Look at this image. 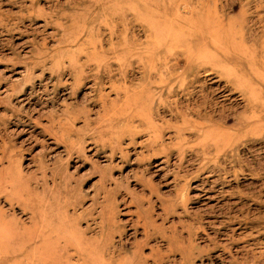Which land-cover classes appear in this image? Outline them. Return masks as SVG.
Here are the masks:
<instances>
[{"label": "rangeland", "instance_id": "rangeland-1", "mask_svg": "<svg viewBox=\"0 0 264 264\" xmlns=\"http://www.w3.org/2000/svg\"><path fill=\"white\" fill-rule=\"evenodd\" d=\"M159 1L153 52L129 1L0 0L4 264L35 263L31 206L54 234L107 239L122 262L141 244L144 264H264V0ZM191 29L214 33L222 52L184 61L175 73L193 83L163 95L160 79L177 77H161L157 53L172 30Z\"/></svg>", "mask_w": 264, "mask_h": 264}, {"label": "bare ground", "instance_id": "bare-ground-1", "mask_svg": "<svg viewBox=\"0 0 264 264\" xmlns=\"http://www.w3.org/2000/svg\"><path fill=\"white\" fill-rule=\"evenodd\" d=\"M124 1L125 2L129 1L131 3L127 6L128 10L130 7L131 9L137 11L139 13V15L143 17L142 19L137 18L135 20L138 23L142 24V27L144 28V30L150 34V38L148 39L147 42L152 43L151 51L156 52L155 49H158V45L160 46V44H159L160 41L158 40L156 33H155L156 23L161 22V20L157 18L158 17L157 15L159 13L161 15V13H162L161 12V5L159 3L160 1L159 0H124ZM132 2H133V4H132ZM112 8L113 7L110 5L109 9H112ZM173 8H174V6H173ZM192 13L193 12H191L190 14H192ZM162 16H163L162 18H165V20H167L171 23H174L173 18L170 19L167 17V15L164 16V14ZM210 16H211L210 21L212 22V24H210V25L216 26L217 25L216 13L214 11H212ZM176 17L181 18L180 15H178V14L176 15ZM174 19H176V18L174 17ZM176 20L178 21L180 19H176ZM119 24L122 27H124V31L122 30L123 33H119L120 35L118 36L119 40L121 42H123L126 40V35H127V30H128L127 28L134 23H133L131 18L129 20L127 17L124 16L121 18ZM111 30L113 31V29H111ZM168 39L170 41H173V43H170L169 47L168 46L164 47L163 50H161L157 53V54L162 55L161 58L159 59V62H160L159 66L161 68V77H163L164 73H167L168 75L173 73L174 76L177 77V79L174 80L175 83H173V80L171 78L168 79V81L170 83L169 86H168V83L165 79H160V84L157 83V84H159V86L158 85L157 86L160 87V90L162 89L160 91V93H162L163 95L167 93L168 96L176 97L178 95L179 90L187 91V90H185L186 88H184L185 84H192L193 83V80H191L189 75L185 76L184 79L181 80L180 79L181 77L178 75V73H175L178 71V68H180V66L184 63V61H186V63H188V64H192V62L196 63L198 65L207 64L210 60H212V58L217 57V54L221 53L222 50H219V47L217 44V39H215L214 33H211V32H200V33L194 34L193 29H191L190 31L189 30L185 31V33L183 34L179 30H172V32L168 33ZM179 40H182V42H180ZM149 43H147V44H149ZM93 45H95V44H93ZM123 45H124V49L127 51V53H126L127 57H129L128 55L130 54V51L132 49L129 50L130 47L128 48L125 42H123ZM113 49L110 50V51H112V53L114 52ZM94 51H95V49H94ZM122 55L120 54V56H122ZM113 56H114V54H113ZM124 56H125V54H124ZM158 56H160V55H158ZM118 58L120 59V57H118ZM121 58H123V57H121ZM125 59H123V60H125ZM107 60H109V59L107 58ZM114 61L116 62L115 59H114ZM115 62H113V63L115 64ZM157 69H158V67H157ZM95 75H97V74H95ZM150 78L151 77H149V80H150ZM166 79H167V77H166ZM165 90H168V91H165ZM185 96L188 97L186 100H189V98L192 97L193 94L188 92ZM174 99H176V98H174ZM188 102H190V101H188ZM201 108L202 107L199 106V108L196 110V113L199 115L201 114ZM215 130L218 133L223 131V129H221V128H218V129L215 128ZM8 201L14 205L13 200L12 201L8 200ZM16 201L18 202V204H24L25 199L19 198ZM30 208H29V211H31V215L33 218L32 227L34 228L35 231H39L42 233V236L39 238L42 242L41 245L39 247H34V251L36 252V255L34 256V262H35L34 264H63L62 262L65 258L67 259L70 256L75 257L76 255L78 256L79 260L81 261V264H132V263L136 264L135 261H139V262H141V264H144L143 263L144 260L142 261V257H141L142 253L140 255L141 247H142L141 244H138V246L136 247V251L134 250L135 252L133 251L134 257L131 258L132 260L128 259V260H131V262L130 261L128 262L127 259H124L125 260L124 262H122L123 260L118 261L115 259V257H113L114 255H112V256L110 255V257H108L110 252L107 253L108 252L107 251L108 250L107 249V243H108L107 239H102L104 242L101 240V243H98L95 247H90L89 245L85 246L84 245V242H85L84 239L75 238V237L74 238L77 239L78 242L76 244L71 243L69 240L62 238L61 233L54 234L52 232V230L41 225V223L43 221L42 217L38 216L36 214V212L34 211V208L32 206ZM25 209H28V208H25ZM140 219H142V218L140 217ZM0 222H1V217H0ZM152 222L146 220L144 223V226H145L144 231H145V235H146L147 240H149L151 238L150 230H152V229L154 231L157 230L156 225L155 224L153 225ZM102 225H103L102 231H106V237H107V235L109 234V231H111V233H112L113 230H112L110 225L104 226V223ZM0 226H2V225L0 224ZM47 232H49V233H47ZM6 234H7V230H4V231H3V229L0 230V251L5 246L4 242H5V239L7 238ZM169 242H170V248L169 249L171 250V252H175L176 250L181 251L182 255L184 256L183 258L185 260L188 259L187 258L188 252H186V251L184 252L180 246H177L175 244L176 242H175V239L173 237L169 238ZM109 248H110V246H109ZM71 249L74 251L72 253H69V250H71ZM110 250H112V249H110ZM5 255H2L0 253V264H4L3 257ZM169 259H170V257H169ZM145 260L147 261V259H145ZM156 262H157V260H156ZM160 263H161V261H160ZM15 264H20V262L19 263L15 262Z\"/></svg>", "mask_w": 264, "mask_h": 264}]
</instances>
